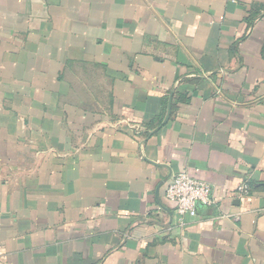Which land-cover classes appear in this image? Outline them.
Returning a JSON list of instances; mask_svg holds the SVG:
<instances>
[{"label":"crops","instance_id":"obj_1","mask_svg":"<svg viewBox=\"0 0 264 264\" xmlns=\"http://www.w3.org/2000/svg\"><path fill=\"white\" fill-rule=\"evenodd\" d=\"M0 264H264V0H0Z\"/></svg>","mask_w":264,"mask_h":264},{"label":"built area","instance_id":"obj_2","mask_svg":"<svg viewBox=\"0 0 264 264\" xmlns=\"http://www.w3.org/2000/svg\"><path fill=\"white\" fill-rule=\"evenodd\" d=\"M240 198L249 196L246 187L237 190ZM166 198L174 206L181 221L187 216L195 218L199 206H212V189L205 183L191 177L186 172L175 175L167 185Z\"/></svg>","mask_w":264,"mask_h":264},{"label":"water","instance_id":"obj_3","mask_svg":"<svg viewBox=\"0 0 264 264\" xmlns=\"http://www.w3.org/2000/svg\"><path fill=\"white\" fill-rule=\"evenodd\" d=\"M171 110H172V99H170V102H169V106H168V110H167V114H166V118L164 120V124H166L171 116Z\"/></svg>","mask_w":264,"mask_h":264}]
</instances>
